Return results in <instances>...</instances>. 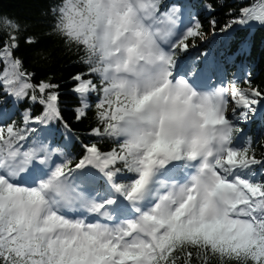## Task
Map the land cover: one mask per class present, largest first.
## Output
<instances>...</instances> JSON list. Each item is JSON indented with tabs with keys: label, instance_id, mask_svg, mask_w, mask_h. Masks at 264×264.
Masks as SVG:
<instances>
[{
	"label": "snow or ice",
	"instance_id": "6c2138e0",
	"mask_svg": "<svg viewBox=\"0 0 264 264\" xmlns=\"http://www.w3.org/2000/svg\"><path fill=\"white\" fill-rule=\"evenodd\" d=\"M42 15L41 35L76 57L87 132L61 83L28 67L24 49L47 58L40 36L0 13V264H264V151L237 143L264 120V87L251 72L225 84L210 51L185 55L207 42L197 5L50 0ZM229 15L220 32L264 26V0Z\"/></svg>",
	"mask_w": 264,
	"mask_h": 264
},
{
	"label": "trees",
	"instance_id": "16d2710c",
	"mask_svg": "<svg viewBox=\"0 0 264 264\" xmlns=\"http://www.w3.org/2000/svg\"><path fill=\"white\" fill-rule=\"evenodd\" d=\"M168 0H164L166 3ZM50 0H0V13L6 14L13 19H18L22 24L30 26V30L40 36L41 48L44 49L46 57H37L33 50L24 49L23 54L28 58V67L38 73V79L52 77L54 81L61 83L63 99L65 101L63 108L66 118L74 126V130L80 135L81 140L85 138L87 132V124H80L73 117L74 108L77 106V98L72 94L73 83L71 76L78 70L76 57L72 54L64 53L58 46L59 42L55 37H47L41 35L46 28L41 23L45 19L42 15L46 11ZM202 3H212L215 12L209 17L200 7ZM241 0H197V10L203 16V28L207 33V42L197 40L200 48L192 50L194 58L199 57L202 52L218 50V55H222V61L225 63V69L232 75L237 70V65L242 66L251 72V79L257 86L264 87V26H257L250 31L243 29L237 30L231 37L227 33L220 32V28L224 27L230 20V13L236 8ZM207 15V17H206ZM215 18L218 21L216 34L213 36L209 28L208 20ZM227 38L228 45L222 47H214V43L218 41L224 42ZM213 57H215L213 55ZM227 62V63H226ZM12 107L11 104L8 105ZM19 110H23V105L18 106ZM19 119V112L17 113ZM255 121L252 124L251 134L257 143V154L264 151V120L260 121L259 130ZM261 131L260 133H258ZM78 143V142H77ZM75 150V149H74Z\"/></svg>",
	"mask_w": 264,
	"mask_h": 264
},
{
	"label": "clouds",
	"instance_id": "9594fccd",
	"mask_svg": "<svg viewBox=\"0 0 264 264\" xmlns=\"http://www.w3.org/2000/svg\"><path fill=\"white\" fill-rule=\"evenodd\" d=\"M194 102L198 103L199 100H195ZM190 119L194 120V121H198L199 123H202V121L199 120V117L195 116V114H192ZM219 133H220V129H218V128L212 129L211 127L208 128L207 130H201L200 128H198L196 126L189 125L183 129V134L186 136H189V137L193 136V134H204L210 138L213 135L219 136ZM216 147L218 148L219 145H216Z\"/></svg>",
	"mask_w": 264,
	"mask_h": 264
},
{
	"label": "rangeland",
	"instance_id": "374dc122",
	"mask_svg": "<svg viewBox=\"0 0 264 264\" xmlns=\"http://www.w3.org/2000/svg\"><path fill=\"white\" fill-rule=\"evenodd\" d=\"M223 40L219 41V43H222Z\"/></svg>",
	"mask_w": 264,
	"mask_h": 264
}]
</instances>
